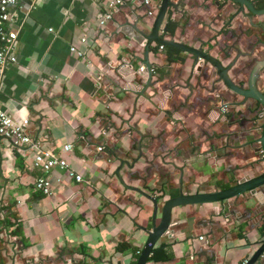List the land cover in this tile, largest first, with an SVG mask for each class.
Here are the masks:
<instances>
[{
    "label": "crops",
    "instance_id": "0c3cea01",
    "mask_svg": "<svg viewBox=\"0 0 264 264\" xmlns=\"http://www.w3.org/2000/svg\"><path fill=\"white\" fill-rule=\"evenodd\" d=\"M111 2L42 0L32 9L20 0L11 9L18 61L6 70L0 100L17 122L29 120L33 143L16 146L0 136V264H136L135 249L142 252L148 239L141 227L152 226L151 197L163 204L181 191L212 192L264 172L253 145L263 117L255 124L247 106L255 102L244 105L228 91L222 97V87L205 77L210 66L195 67L183 51L181 61L169 63L165 49L150 51L157 70L144 91L141 33L151 31L158 12L149 10L161 0H123L116 8ZM172 2L180 26L166 38L225 64L236 49L264 58V15L249 20L230 0ZM231 75L239 80L233 68ZM259 85L264 91V74ZM67 144L73 151L64 152ZM37 146L66 157L83 181L55 168L52 192L38 190ZM173 214L157 245L171 258L148 264H244L262 235L264 188ZM121 243L128 246L119 249Z\"/></svg>",
    "mask_w": 264,
    "mask_h": 264
},
{
    "label": "water",
    "instance_id": "95a60500",
    "mask_svg": "<svg viewBox=\"0 0 264 264\" xmlns=\"http://www.w3.org/2000/svg\"><path fill=\"white\" fill-rule=\"evenodd\" d=\"M237 4L238 13L244 15L251 20L253 15H264V7L259 8L257 1L255 0H230ZM176 7V4L172 0H161L160 8L157 15L154 18L151 31L149 33H141L146 40L145 44V55L143 62L148 70V82L146 89L153 84V64L150 61V51L153 43L163 45L165 47H175L181 49L183 52L190 54L194 57L195 67L199 61H203L207 66H210L211 73H206V79L213 78L214 87L219 85L222 87L225 97L226 92H230L237 96L243 97L242 104H247L250 100L255 102L256 107L253 104H247L248 109L255 113L254 123H257V117L262 115L263 122L257 127L259 131V138H257L253 145H256L259 152L262 154V160L264 161V91L260 90L261 77L264 74V58H257L254 56V49L251 51L237 50V55L231 58L227 53L226 55L231 58L228 64H225L221 59L206 52L203 48H196L184 42H179L174 38H166L161 35V28L165 21L166 15L170 7ZM242 59V60H241ZM240 61V62H239ZM240 65V66H239ZM235 69L236 75L239 80L236 81L231 75V70ZM202 67L199 69L201 70ZM222 83V84H218ZM142 91V93H144ZM237 101V100H236ZM141 135V134H140ZM125 162V161H124ZM123 162V163H124ZM130 170L133 171L134 166H130ZM116 175L120 178L124 186H127L124 180L120 176V168L116 171ZM131 175L134 174L131 172ZM264 188V172L258 176L250 177L248 179L239 180L233 186L225 189L215 190L212 192H194L184 193L181 191L180 195L169 198L163 204H160L156 198H150L154 203V212L152 216L151 227H141L148 234V239L142 249V252L137 260L136 264H148L149 258L153 254V251L160 243L161 239L170 231L174 223V210L176 208L185 207L188 205H203L215 202H224L232 198H238L247 193H255L258 189ZM144 194L140 189H137ZM148 196V195H146ZM161 209V217L158 218L159 210ZM256 249L252 254L251 258L248 259L244 264H256L261 257L264 256V233L255 242Z\"/></svg>",
    "mask_w": 264,
    "mask_h": 264
},
{
    "label": "built area",
    "instance_id": "2783aa9c",
    "mask_svg": "<svg viewBox=\"0 0 264 264\" xmlns=\"http://www.w3.org/2000/svg\"><path fill=\"white\" fill-rule=\"evenodd\" d=\"M30 8H36L42 0H28ZM147 3H151V0H145ZM20 0H0V91L3 80L6 76V70L9 66L16 64L18 61L17 44L19 40L20 31L11 28V9L19 4ZM123 0H112V6L115 8L122 4ZM160 8V6H159ZM158 8H151L149 10L150 15H154L158 12ZM155 16V15H154ZM111 17L107 14L102 23H105ZM160 50H164L165 46L159 45ZM72 51L75 53L81 52L76 47H72ZM155 71V69L153 68ZM143 75L148 74L147 67L142 65L138 71ZM228 111V105L223 107V112ZM29 120L24 119L21 122H17L7 111L4 110L2 102L0 100V136L10 140L16 146L19 145H31L33 143L31 136L27 133V127ZM36 146V145H35ZM34 146V147H35ZM72 144L64 146V152L73 151ZM102 150V148H100ZM34 166L41 170V175L36 178L35 186L44 194H50L52 192V171L55 168H61L66 170L67 175L70 178L76 179V181H83V176L76 172L71 166V163L66 157H62L59 154L45 148L36 147V153L34 157ZM200 239H204L201 236Z\"/></svg>",
    "mask_w": 264,
    "mask_h": 264
},
{
    "label": "trees",
    "instance_id": "16d2710c",
    "mask_svg": "<svg viewBox=\"0 0 264 264\" xmlns=\"http://www.w3.org/2000/svg\"><path fill=\"white\" fill-rule=\"evenodd\" d=\"M257 6L259 8H263L264 7V0L258 1ZM174 13H175V9L172 6L169 8L168 13H167L166 18H165V21H164L163 26L161 28V35L163 37H167V36L172 37L177 33V29L180 26V24H179V21L174 18V16H173ZM158 49H159L158 44H154L151 47V51L156 52V53H157ZM165 50L167 52V60L169 63L182 60V56H181L182 50L181 49H178L175 47H165ZM154 69H155V71L157 70L156 67ZM228 187H230V185L225 186V188H228ZM3 221L7 224L8 228L12 227V229H13L12 233L14 235H17V233H19L17 231L18 228H17L15 223H10V220L5 218V217H4ZM0 223H2V220H0ZM261 230H262L261 233H264V227H262ZM127 246H128L127 243H121V245L118 246V248L122 249V248L127 247ZM135 252L137 253L136 257L138 259L140 254H141V251L138 249H135ZM170 258H171V254L168 252L166 245L161 244L160 246L155 248V250L153 251V254L149 258V261L164 262V261L169 260Z\"/></svg>",
    "mask_w": 264,
    "mask_h": 264
}]
</instances>
